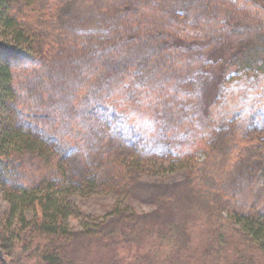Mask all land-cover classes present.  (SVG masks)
Returning a JSON list of instances; mask_svg holds the SVG:
<instances>
[{"label":"trees","instance_id":"obj_1","mask_svg":"<svg viewBox=\"0 0 264 264\" xmlns=\"http://www.w3.org/2000/svg\"><path fill=\"white\" fill-rule=\"evenodd\" d=\"M65 1L0 0V264H264V181L224 188L256 140L214 145L224 122L264 118V0H97L112 22L85 34L56 24ZM183 171L224 199L197 246L190 218L116 205L105 229L74 201Z\"/></svg>","mask_w":264,"mask_h":264},{"label":"rangeland","instance_id":"obj_2","mask_svg":"<svg viewBox=\"0 0 264 264\" xmlns=\"http://www.w3.org/2000/svg\"><path fill=\"white\" fill-rule=\"evenodd\" d=\"M181 11L184 10L181 8ZM55 15L56 24L60 21L68 30L70 27L78 34H85L97 28L107 30L113 19L111 14L103 12L98 7L97 0H66ZM66 76L68 75L64 77ZM210 84L206 87L208 88ZM224 123L218 128L214 138V145L220 147V154H223L227 135L231 138V142L236 139L239 132L244 131L249 140H256L245 148V153L240 156L239 163L231 166L224 180V188L239 195L243 192L245 185L253 179L264 181V142H261L264 141V118L254 114L248 118H239L234 124ZM118 140L115 146L117 149H123L125 146H121ZM161 148L165 150L163 138L156 145L158 151H162ZM70 149L72 151L68 153L70 155L69 170L73 176L83 178L86 173L85 161L80 151L75 147ZM14 170L17 171L18 168ZM200 175L207 183L206 174L205 176ZM74 201L83 217L100 219L105 229L116 224L118 220L116 205L120 209L133 212L142 219L147 220L148 218V221H155L160 225L177 221L182 217L190 218L192 220L190 232L193 234V243L197 246L208 234L200 220L201 216L222 204L224 199L221 193L211 191V188L204 189L201 185L196 186V181H193L192 177L183 171L169 176L138 177L136 180H130L128 192L120 194L118 192H97L89 197L78 195L75 196ZM6 210L7 205L0 197V222L4 221ZM72 224L75 228H79L78 221L74 220Z\"/></svg>","mask_w":264,"mask_h":264}]
</instances>
